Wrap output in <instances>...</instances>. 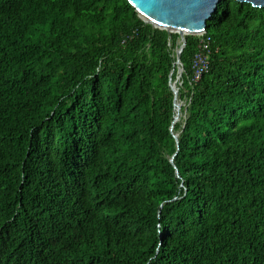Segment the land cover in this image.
<instances>
[{
  "label": "trees",
  "instance_id": "16d2710c",
  "mask_svg": "<svg viewBox=\"0 0 264 264\" xmlns=\"http://www.w3.org/2000/svg\"><path fill=\"white\" fill-rule=\"evenodd\" d=\"M206 32L176 143L166 30L129 0H0V264H264V6L220 0Z\"/></svg>",
  "mask_w": 264,
  "mask_h": 264
},
{
  "label": "water",
  "instance_id": "95a60500",
  "mask_svg": "<svg viewBox=\"0 0 264 264\" xmlns=\"http://www.w3.org/2000/svg\"><path fill=\"white\" fill-rule=\"evenodd\" d=\"M129 1L131 5L136 8V11H138L139 16L156 28L165 29L167 31L166 27L171 26L179 29H187L198 32L200 30L206 29L207 19L215 11L217 4L220 0H129ZM238 1L249 2L253 6H258V7L264 6V0H238ZM140 12L145 16H147L148 18L142 16ZM149 18L157 21L159 25H156L152 21H149L148 20ZM168 33L170 34V32L167 31V35ZM178 62L180 63L181 68L185 70V68L182 66V62L180 58H178ZM192 99H193V93L190 94L189 102L192 101ZM184 117L186 118L187 115L185 114ZM169 129L170 132L172 133V130L174 129L173 115L171 117V125ZM177 132H178L177 135H174L172 133L175 137L176 143L178 142L177 137L182 132V130H177ZM178 150H179V146H177V151ZM175 153L170 157L171 162H173V157ZM175 170H176V178H181L176 167ZM162 205L163 204H161L160 207Z\"/></svg>",
  "mask_w": 264,
  "mask_h": 264
},
{
  "label": "built area",
  "instance_id": "2783aa9c",
  "mask_svg": "<svg viewBox=\"0 0 264 264\" xmlns=\"http://www.w3.org/2000/svg\"><path fill=\"white\" fill-rule=\"evenodd\" d=\"M165 30V29H163ZM167 32V31H166ZM196 35L198 36L199 38V46L202 48V52H201V49L200 51H198L195 55L196 57V61L194 62L193 64V69H194V80L197 81L203 73H205L207 71V64L205 62V60L207 61V55L205 53V51L207 50V52H209L210 48H209V45H210V38L209 36H207V32H206V29H203V30H200L196 33ZM170 36L171 34L168 33L167 35V44L169 46V48L172 50V54L174 55V52H173V49L170 45V43L173 41L172 39H170ZM175 56V55H174ZM176 58V57H175ZM175 63H176V60H175ZM175 69V64L173 66V68L171 69L170 73H169V77H168V90L170 91L171 95H172V103H173V116H174V94L171 90V85H170V80H171V77L174 75H171V72L172 70ZM182 70V74H183V81L184 80H188V83L190 84L191 88L193 87V81L191 79L188 78L187 74H186V70H184L183 68H181ZM182 84L181 86H179V93L181 95L182 93ZM180 194V192L178 193ZM181 196L177 195L176 198H180Z\"/></svg>",
  "mask_w": 264,
  "mask_h": 264
},
{
  "label": "bare ground",
  "instance_id": "6f19581e",
  "mask_svg": "<svg viewBox=\"0 0 264 264\" xmlns=\"http://www.w3.org/2000/svg\"><path fill=\"white\" fill-rule=\"evenodd\" d=\"M140 14L142 16H144L145 18H148L147 16H145L144 14H142L140 12ZM149 21H152L154 24L156 25H159V23L153 19H148ZM167 30L169 32H179L180 33V47L179 48H176V50L174 51V54H175V57H176V63L175 65L178 66V70H177V74H176V78H173V76L171 77V80H170V85H171V90L174 94V117H173V124L175 125L179 119H180V111H181V108H182V102L180 100V93H179V88H178V83L179 81L181 80V75H182V72H181V65L180 63L178 62V58H180V54L185 46V43H186V39H185V34H194V33H197V31H193V30H187V29H179V28H175V27H171V26H167L166 27ZM174 73V70H172L171 72V75H173ZM172 81V82H171ZM180 85H181V82H180ZM179 85V86H180ZM184 106L186 105L183 104ZM183 106V107H184ZM187 107V105H186ZM185 107V108H186Z\"/></svg>",
  "mask_w": 264,
  "mask_h": 264
},
{
  "label": "rangeland",
  "instance_id": "374dc122",
  "mask_svg": "<svg viewBox=\"0 0 264 264\" xmlns=\"http://www.w3.org/2000/svg\"><path fill=\"white\" fill-rule=\"evenodd\" d=\"M172 33H176V34L179 35L178 32H172ZM172 33H171V34H172ZM193 35H196V33H194ZM193 35L191 34V36H193ZM179 36H180V35H179ZM179 36H178V38H179ZM178 38L176 39V41L178 40ZM171 39H172V38H171ZM180 39H181V38H180ZM180 39H179V44H180ZM176 41H175V42H176ZM173 50H174V49H173ZM175 50H176V48H175ZM175 50H174V51H175ZM176 67H177V70H178L179 67H178V66H176ZM180 67H181V66H180ZM181 72H182V70H181ZM180 82H181V80H180L179 83H178V88H179ZM180 100H181V102H182V108H181V111H180V119H181V117H182V115H183V113H184V111H185V107H186V105H185V106L183 105V104H185V103H184V102H185V99H183V98L181 99V95H180ZM183 106H184V107H183ZM180 119H179V120H180ZM178 122H179V121H178ZM178 122H177V123H178ZM177 123H176V124H177ZM172 133H173L174 135H177V134H178V132H177V131H174V129L172 130Z\"/></svg>",
  "mask_w": 264,
  "mask_h": 264
},
{
  "label": "clouds",
  "instance_id": "9594fccd",
  "mask_svg": "<svg viewBox=\"0 0 264 264\" xmlns=\"http://www.w3.org/2000/svg\"><path fill=\"white\" fill-rule=\"evenodd\" d=\"M174 125V124H173ZM173 199H175V196L173 197Z\"/></svg>",
  "mask_w": 264,
  "mask_h": 264
}]
</instances>
